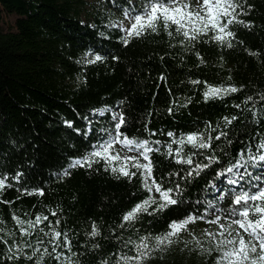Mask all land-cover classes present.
Instances as JSON below:
<instances>
[{"label": "trees", "instance_id": "obj_1", "mask_svg": "<svg viewBox=\"0 0 264 264\" xmlns=\"http://www.w3.org/2000/svg\"><path fill=\"white\" fill-rule=\"evenodd\" d=\"M103 2L106 9L83 20L82 0H0V175L9 177L12 185L0 196L12 202L0 203V226L16 231L13 215H48L53 224L59 219L57 230L68 233L79 264H115L118 254H134L126 241L164 234L170 222L190 214L207 223L210 212L230 219L234 195L229 190L217 194L224 178L235 173L233 165L243 157L248 166L239 168L236 188L252 190L250 185L264 169V161L247 159L248 150L254 152L264 139V0H246L247 15L239 19L250 27L232 26L231 48L205 36L181 43L183 37H170L163 29L124 44L125 33L111 24L113 16L142 7L131 0ZM2 15L14 16L6 30ZM97 55L101 60L88 63ZM208 86L239 90L206 101ZM112 111L125 117L121 131L129 139L148 140L160 149L150 153L153 176L164 188L179 183L180 203L156 212L153 205L125 222L123 216L149 196L139 173L122 176L103 160L91 167L71 166L73 159L82 160L115 134ZM233 116L237 119L225 127L224 118ZM221 131L227 137L215 140ZM193 132L210 134L212 147L185 145L182 155L196 153L193 161L201 164H209L205 157L216 159L199 175L188 177L192 166L175 163L167 145L175 149L174 139ZM121 158L112 165L120 167ZM129 171L136 169L129 165ZM17 173L21 176L12 179ZM36 190L44 194H23ZM93 224L99 231L95 237L89 235ZM24 239L34 242L33 237ZM158 251L143 264H176L159 260ZM5 252L0 243V264H32L24 258L9 261ZM216 258L195 252L187 264H215Z\"/></svg>", "mask_w": 264, "mask_h": 264}, {"label": "snow or ice", "instance_id": "obj_2", "mask_svg": "<svg viewBox=\"0 0 264 264\" xmlns=\"http://www.w3.org/2000/svg\"><path fill=\"white\" fill-rule=\"evenodd\" d=\"M246 0H144L142 8L137 11L134 7L130 10H125V18L129 21L127 26L122 30L125 32L123 43L128 44L131 38L141 37L146 33H157L163 29L170 37H183L181 43H191L198 40L199 37L205 36L216 41L220 45L233 47L232 41L235 38V33L232 31V26L241 24L250 27V22H246L239 17L247 15L245 11ZM251 5H247L251 9ZM211 34V35H210ZM101 60L100 56H95L94 60H89L88 63H94ZM165 78L161 76V80ZM193 84L200 83L192 81ZM239 89L233 86L230 87H215L208 86L204 92L205 100L220 99L225 95L237 92ZM253 98L249 96L247 101ZM264 100V96L260 97ZM246 101V102H247ZM236 107H241L237 104ZM254 107V105H253ZM172 109H169L171 113ZM237 119L224 118V125L227 127ZM115 122V135L110 139L104 140L94 146L95 150L85 156L82 160L73 161L72 167H91L92 163H99L103 160L113 172H119L125 177L136 176L138 173L142 178L143 187L149 192V196L145 200L134 206V208L123 216V221L130 222L136 219L139 213H147L153 205V212L162 211L168 206L177 205L181 201L177 198L183 192L180 184L177 183L174 188H164L162 182H157L153 176L154 165L150 157V153L160 151L159 148L151 147L148 140H133L129 139L122 131V126L125 124V117L122 114L113 116ZM208 127H211L210 125ZM212 131H216L215 128ZM155 135V133H152ZM167 135L172 137L174 134L168 132ZM227 132H219L214 139L220 140L221 137H227ZM213 137L202 132H193L186 135H181L172 141V144L177 145L175 149L172 145H167V155L175 156V163L188 164L191 170L187 172V176L191 177L194 174L199 175L201 171L208 168L216 159L215 157H205L209 164L194 163L193 153L186 158L182 155L183 146L190 145L192 149H211ZM116 143L122 144L125 148L135 149L138 152L137 156L124 157L123 164L120 167L112 165L114 161H120V155H112L111 151ZM157 144L160 142L157 141ZM231 143V141H229ZM141 159L145 161L141 162ZM247 159L253 163L264 161V139L255 145V151L248 150ZM129 165L136 171H129ZM246 161L241 157L233 168L247 167ZM233 168H229L231 172ZM65 174H70L67 172ZM21 176L17 173L18 179ZM183 179V177H181ZM258 183L251 184L250 189L242 190L234 194L231 200V207L228 211L230 219L227 222H222L220 215H215V218L208 223L217 225L218 230L215 232H205L211 244V247L205 248L200 239L193 237L196 246L203 252L211 255L217 254L215 264H264V184L259 183L260 177L254 178ZM9 177L0 175V196L3 195L4 189L11 187L8 183ZM159 195L156 199L152 193ZM27 195H43V191L25 192ZM19 199V197H17ZM0 203H12L0 200ZM151 214V213H149ZM26 216L30 214H25ZM52 216H56L55 211L51 212ZM14 226L16 231L5 230L0 226V243L6 247V252L3 253L9 261H16L24 258L26 261H31L32 264H46L48 260L56 261V264H79L78 260H74L73 256L76 253L72 252L71 239L67 232L57 230L61 223L57 219L54 224L49 221L48 215L37 214L32 218H21L13 215ZM203 219L202 216L187 215L182 219L172 221L169 224L168 231L164 234L151 237H139L138 242L129 239L125 242V246L131 245V251L134 254L124 252L118 254L115 258V264H143L149 258L150 254L155 250H160L164 247L175 243L174 238H178L181 233L188 229V225ZM47 222V224H45ZM3 221H0L2 225ZM44 224L45 227H41ZM42 234V235H41ZM17 235L19 238H17ZM90 236L99 235L98 228L95 224L92 225ZM7 236V239H5ZM25 237H33V240L24 239ZM47 237V239H45ZM149 239L154 240V244L149 243ZM11 240V243H8ZM192 241L185 242L186 246ZM94 247H99L98 245ZM26 249L30 251H26ZM59 250V251H58ZM101 264H110L107 260H102Z\"/></svg>", "mask_w": 264, "mask_h": 264}, {"label": "rangeland", "instance_id": "obj_3", "mask_svg": "<svg viewBox=\"0 0 264 264\" xmlns=\"http://www.w3.org/2000/svg\"><path fill=\"white\" fill-rule=\"evenodd\" d=\"M134 3H137V5H140L142 7L144 1L140 0H131ZM192 3H195V0H192ZM136 5V4H135ZM135 8L137 11H140L139 8L136 6H132V8ZM132 8H127L128 10ZM80 17L85 20L90 17L91 13H93L96 10H103L106 9L103 0H82V3L80 4ZM125 10H122V14L120 16H113V19L111 21V24L119 27L121 30L124 26H127L129 24V21L125 18ZM13 15H2L1 18V27L3 30H6L11 27L12 22H13ZM123 33H125L122 30ZM112 115H116L115 111H112ZM115 134H111L108 139L111 138ZM112 155H120L124 157H132V156H137L138 152L135 149H128L125 148L122 144L116 143L111 151ZM79 159H73V161H76ZM141 162L144 163L141 159ZM241 174V170H236L235 173L228 174L224 180L222 181V185L220 188L217 190V194H222L224 191L229 190L232 192V194H236L241 192L239 188H236L237 182H238V177ZM260 177L259 183L264 184V169L259 171L258 176ZM255 183H258L255 180ZM254 183V184H255ZM252 191H255L253 188ZM149 194V192H148ZM153 196H155L156 199H159V195L155 192L152 193ZM215 215H217L214 212L209 213V218L213 219L215 218ZM222 222H227L228 219L221 218ZM188 229L181 233V235L178 238L175 239V243H172L171 245L164 247L160 249L157 253L159 254L158 259L163 260V258H168L172 262H176V264H187L188 261L191 259L192 255L195 252H198L199 254H204V255H209L206 252L201 251L195 244V241L193 240V237H196L200 239L203 243V246L205 248L211 247L210 242L208 241L207 237L204 235L205 232H215L218 230L217 225H213L207 222L203 221H196L194 223H191L188 225ZM187 241H192L191 243H188L187 246L185 242ZM216 253H212L211 255H214ZM217 255V254H216Z\"/></svg>", "mask_w": 264, "mask_h": 264}]
</instances>
